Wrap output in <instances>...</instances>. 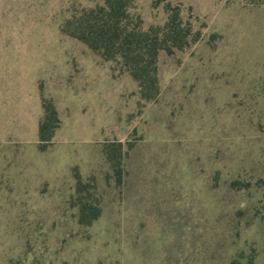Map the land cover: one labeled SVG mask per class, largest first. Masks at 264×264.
Masks as SVG:
<instances>
[{
	"label": "rangeland",
	"instance_id": "374dc122",
	"mask_svg": "<svg viewBox=\"0 0 264 264\" xmlns=\"http://www.w3.org/2000/svg\"><path fill=\"white\" fill-rule=\"evenodd\" d=\"M104 3L0 0V264H264V5L131 1L181 40L145 101L76 36Z\"/></svg>",
	"mask_w": 264,
	"mask_h": 264
},
{
	"label": "trees",
	"instance_id": "16d2710c",
	"mask_svg": "<svg viewBox=\"0 0 264 264\" xmlns=\"http://www.w3.org/2000/svg\"><path fill=\"white\" fill-rule=\"evenodd\" d=\"M134 0H105L103 6L92 11L87 18L76 24V36L91 49L99 51L108 59H123L131 76L138 82L141 98L154 99L159 94L157 59L160 51L168 48L170 40L180 41L176 16L164 29V37L157 32L132 28L129 24V4ZM251 4L264 5V0H248ZM44 120L40 124V140L50 141L58 114L50 102L43 98ZM82 223L90 224L99 216L97 208L82 209Z\"/></svg>",
	"mask_w": 264,
	"mask_h": 264
},
{
	"label": "crops",
	"instance_id": "0c3cea01",
	"mask_svg": "<svg viewBox=\"0 0 264 264\" xmlns=\"http://www.w3.org/2000/svg\"><path fill=\"white\" fill-rule=\"evenodd\" d=\"M39 134H38V129H37V133H36V143H38V139H39Z\"/></svg>",
	"mask_w": 264,
	"mask_h": 264
}]
</instances>
